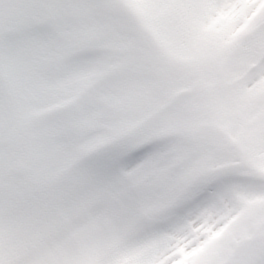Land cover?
Returning a JSON list of instances; mask_svg holds the SVG:
<instances>
[{
	"label": "snow or ice",
	"instance_id": "obj_1",
	"mask_svg": "<svg viewBox=\"0 0 264 264\" xmlns=\"http://www.w3.org/2000/svg\"><path fill=\"white\" fill-rule=\"evenodd\" d=\"M0 264H264V0H0Z\"/></svg>",
	"mask_w": 264,
	"mask_h": 264
}]
</instances>
